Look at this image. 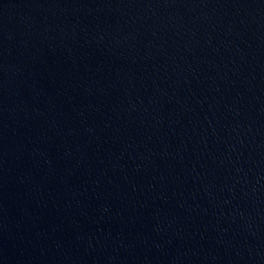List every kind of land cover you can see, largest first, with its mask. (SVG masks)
<instances>
[{
    "label": "water",
    "instance_id": "1",
    "mask_svg": "<svg viewBox=\"0 0 264 264\" xmlns=\"http://www.w3.org/2000/svg\"><path fill=\"white\" fill-rule=\"evenodd\" d=\"M0 264H264V0H0Z\"/></svg>",
    "mask_w": 264,
    "mask_h": 264
}]
</instances>
